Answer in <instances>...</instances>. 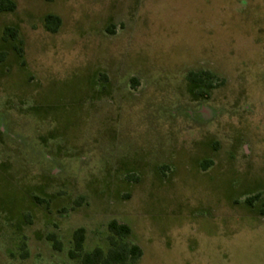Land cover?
Returning <instances> with one entry per match:
<instances>
[{
  "label": "rangeland",
  "instance_id": "rangeland-1",
  "mask_svg": "<svg viewBox=\"0 0 264 264\" xmlns=\"http://www.w3.org/2000/svg\"><path fill=\"white\" fill-rule=\"evenodd\" d=\"M13 1L0 264H83L112 221L134 264H264V0Z\"/></svg>",
  "mask_w": 264,
  "mask_h": 264
},
{
  "label": "trees",
  "instance_id": "trees-1",
  "mask_svg": "<svg viewBox=\"0 0 264 264\" xmlns=\"http://www.w3.org/2000/svg\"><path fill=\"white\" fill-rule=\"evenodd\" d=\"M16 10V3L13 0H0V13H11ZM61 26V19L54 15H49L45 19V27L51 33H56ZM8 34L13 38H16V32L12 29L7 30ZM5 59V55L0 56V61ZM205 79L210 78L209 73L195 74L190 73L188 80L193 85H198ZM261 196H255L249 198L246 203H252L259 199ZM109 231L111 236L109 237V249L107 252L97 249L92 253L83 254L81 261L83 264H134L141 255L142 251L138 246H130L125 240L130 236L131 229L127 225L119 224L116 221H112L109 224ZM75 248L77 251L83 250V244L85 241V230L83 228L78 229L74 233ZM59 249L58 245L55 247ZM76 257L75 253H72Z\"/></svg>",
  "mask_w": 264,
  "mask_h": 264
}]
</instances>
